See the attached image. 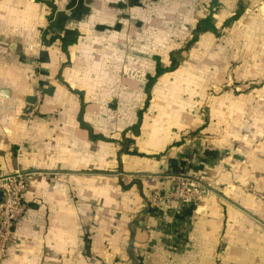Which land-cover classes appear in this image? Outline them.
<instances>
[{"label":"crops","instance_id":"obj_1","mask_svg":"<svg viewBox=\"0 0 264 264\" xmlns=\"http://www.w3.org/2000/svg\"><path fill=\"white\" fill-rule=\"evenodd\" d=\"M190 147L172 250L151 197ZM29 168L2 264H264V0H0V174Z\"/></svg>","mask_w":264,"mask_h":264},{"label":"built area","instance_id":"obj_2","mask_svg":"<svg viewBox=\"0 0 264 264\" xmlns=\"http://www.w3.org/2000/svg\"><path fill=\"white\" fill-rule=\"evenodd\" d=\"M36 101L29 110V118L37 112L40 101V89L35 91ZM199 153V154H198ZM188 157L182 156L177 168L164 174L155 175L158 179L168 180L169 184L162 189L154 190L151 203L158 209L167 201H175L170 223L161 226L164 232V242L172 250H180L187 236L189 222L183 211L200 200L205 192L210 190L212 182L202 173L206 163V155L203 151L190 149ZM198 155V156H197ZM35 168L18 170L15 172L0 174V190L2 200L0 202V264L7 255L9 247L15 243L13 236L14 227L24 217L27 206L24 202V192ZM264 201V193L259 194Z\"/></svg>","mask_w":264,"mask_h":264},{"label":"rangeland","instance_id":"obj_3","mask_svg":"<svg viewBox=\"0 0 264 264\" xmlns=\"http://www.w3.org/2000/svg\"><path fill=\"white\" fill-rule=\"evenodd\" d=\"M167 22H168V30H169V33L170 32H172V30H176L177 29V27H178V21L176 20V19H168L167 20ZM166 22V23H167ZM175 35V34H174ZM174 38V36L172 35V34H169L168 35V39H169V46H172L173 48H176L177 46H180V44L182 43V42H184V41H186V39H184V36H180V38H177L176 40H174L173 39ZM163 42H165V40L163 41ZM156 43H154V41H153V45H155ZM234 68V67H233ZM208 70H206L205 71V73L204 74H207L208 72H207ZM208 84V83H207ZM209 86H210V88L211 87H213V85H210V84H208ZM214 86H215V84H214ZM221 86H222V84H221ZM216 88H218V87H216ZM203 107H205V106H203ZM202 107V108H203ZM193 148H196V147H190V149H193ZM199 151V149H196V152H198ZM187 153V152H186ZM184 154V155H182V156H185V157H188V155L187 154ZM199 154V153H198ZM181 156V157H182ZM198 156V155H197ZM180 157V158H181Z\"/></svg>","mask_w":264,"mask_h":264},{"label":"trees","instance_id":"obj_4","mask_svg":"<svg viewBox=\"0 0 264 264\" xmlns=\"http://www.w3.org/2000/svg\"><path fill=\"white\" fill-rule=\"evenodd\" d=\"M202 20H199V22L197 23V26H196V28L194 29V31L192 32V36H190V38L187 40V41H194L195 39H196V34H195V31L197 30H203V26H202ZM173 53L174 52H170V54L173 56ZM172 68H174V64L172 63ZM155 70H156V72H155V74L156 75H159L164 69L163 68H160L159 66H157V67H155ZM154 77L155 76H149L148 77V81H147V86H149L151 83H152V81L154 80ZM147 104V103H146ZM193 206V205H192ZM189 207H191V206H189ZM189 207H187L184 211H183V213L184 214H186V212H187V210H188V208Z\"/></svg>","mask_w":264,"mask_h":264},{"label":"water","instance_id":"obj_5","mask_svg":"<svg viewBox=\"0 0 264 264\" xmlns=\"http://www.w3.org/2000/svg\"><path fill=\"white\" fill-rule=\"evenodd\" d=\"M2 200V191L0 190V202Z\"/></svg>","mask_w":264,"mask_h":264}]
</instances>
